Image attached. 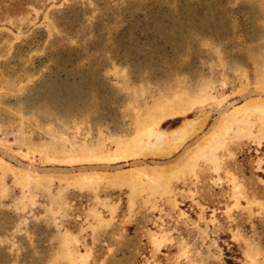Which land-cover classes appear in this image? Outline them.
Masks as SVG:
<instances>
[{
  "label": "rangeland",
  "instance_id": "374dc122",
  "mask_svg": "<svg viewBox=\"0 0 264 264\" xmlns=\"http://www.w3.org/2000/svg\"><path fill=\"white\" fill-rule=\"evenodd\" d=\"M263 76L264 0H0V264H264Z\"/></svg>",
  "mask_w": 264,
  "mask_h": 264
},
{
  "label": "bare ground",
  "instance_id": "6f19581e",
  "mask_svg": "<svg viewBox=\"0 0 264 264\" xmlns=\"http://www.w3.org/2000/svg\"><path fill=\"white\" fill-rule=\"evenodd\" d=\"M264 77V76H263ZM254 110H256V111H258L260 114H261V116H263L264 117V102H262V103H258V104H255V105H251V106H244L243 108L241 107V109H237L236 111V113H240V111L241 112H246V113H252ZM156 119H158V118H156ZM161 119V118H160ZM237 119H239V118H237ZM158 121V120H157ZM228 121V120H227ZM234 122V121H233ZM237 122V121H236ZM219 123V122H218ZM155 124V123H154ZM189 124V123H188ZM188 124H186V125H184V126H182L180 129H178V130H175V131H173L172 133V135H171V140L172 141H178V140H180V141H182V140H184L187 136H188V134H189V132H190V128H189V125ZM221 126L219 127V128H221V129H224V126H225V123H221L220 124ZM151 129V128H150ZM149 129V130H150ZM153 129H154V127H153ZM217 130V129H216ZM216 130H214L210 135H208L206 138H204L203 140H202V143H200L197 147V149H195V150H193L191 153H190V155H193L194 156V153L197 151V150H199V149H202L203 147H207L210 143H212L213 141V138H214V136L218 133ZM151 131V130H150ZM162 136H163V134L162 133H158V135H157V140H161L162 139ZM141 140V139H140ZM219 141V140H218ZM223 142V141H222ZM138 143V142H137ZM140 143V142H139ZM156 146V144H154L153 145V147H155ZM31 151V150H30ZM95 151V150H94ZM30 153V152H29ZM30 157H31V155H30ZM115 158H122V155H119V156H116ZM75 159V158H74ZM77 159V158H76ZM79 161V160H78ZM77 161V162H78ZM157 169V168H156ZM18 174V173H17Z\"/></svg>",
  "mask_w": 264,
  "mask_h": 264
}]
</instances>
